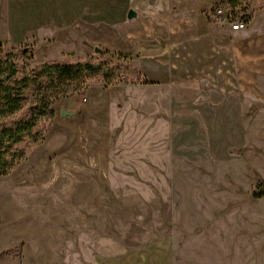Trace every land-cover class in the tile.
Returning a JSON list of instances; mask_svg holds the SVG:
<instances>
[{
  "label": "rangeland",
  "instance_id": "obj_1",
  "mask_svg": "<svg viewBox=\"0 0 264 264\" xmlns=\"http://www.w3.org/2000/svg\"><path fill=\"white\" fill-rule=\"evenodd\" d=\"M134 2L0 0V53L25 52L26 70L89 61L120 70L53 102L42 143L0 177V264H92L163 237L175 264H264V199L251 197L264 181L261 113L249 142L230 135L214 150L176 86L141 81L127 56L79 50L66 36L78 20L124 18ZM225 3L209 13L241 20L264 0Z\"/></svg>",
  "mask_w": 264,
  "mask_h": 264
},
{
  "label": "crops",
  "instance_id": "obj_2",
  "mask_svg": "<svg viewBox=\"0 0 264 264\" xmlns=\"http://www.w3.org/2000/svg\"><path fill=\"white\" fill-rule=\"evenodd\" d=\"M219 0H135L120 20H78L66 30L77 48L93 46L127 56L141 81L176 86V103L216 136L214 150L238 137L249 142L264 119V5L245 28L208 21ZM198 122V121H197ZM200 127V126H199ZM213 139V138H212ZM92 264H175L170 240L160 238L120 255H95Z\"/></svg>",
  "mask_w": 264,
  "mask_h": 264
},
{
  "label": "trees",
  "instance_id": "obj_3",
  "mask_svg": "<svg viewBox=\"0 0 264 264\" xmlns=\"http://www.w3.org/2000/svg\"><path fill=\"white\" fill-rule=\"evenodd\" d=\"M221 1L236 8L241 0ZM253 12L241 20L249 21ZM26 56L0 53V177L13 172L42 143L44 123L54 116L53 102L86 88L94 78L110 83L120 77V70L108 62H46L26 70L24 60L31 59ZM251 197L264 199V181Z\"/></svg>",
  "mask_w": 264,
  "mask_h": 264
},
{
  "label": "built area",
  "instance_id": "obj_4",
  "mask_svg": "<svg viewBox=\"0 0 264 264\" xmlns=\"http://www.w3.org/2000/svg\"><path fill=\"white\" fill-rule=\"evenodd\" d=\"M208 20L210 23L216 25L227 24L231 31H238L245 28V23L242 20L236 19L230 12H226L221 7L215 8L210 12L208 14Z\"/></svg>",
  "mask_w": 264,
  "mask_h": 264
}]
</instances>
